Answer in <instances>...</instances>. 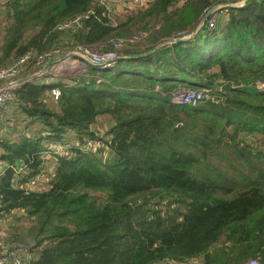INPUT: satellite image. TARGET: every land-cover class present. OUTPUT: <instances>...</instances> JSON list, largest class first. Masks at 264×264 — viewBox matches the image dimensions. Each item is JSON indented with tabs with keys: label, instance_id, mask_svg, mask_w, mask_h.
<instances>
[{
	"label": "trees",
	"instance_id": "16d2710c",
	"mask_svg": "<svg viewBox=\"0 0 264 264\" xmlns=\"http://www.w3.org/2000/svg\"><path fill=\"white\" fill-rule=\"evenodd\" d=\"M101 1L8 0L0 69L56 49L125 57L115 69L88 63L70 80L13 91L9 106L42 129L20 142L0 137V217L24 211L31 264H264V150L252 143L264 140V0L166 45L191 35L219 0H150L116 22ZM179 86L211 96L179 105ZM101 115L113 122L108 140L93 129ZM70 132L75 144L56 152L51 141ZM90 139L112 156L91 154ZM48 152L57 163L50 187L28 188Z\"/></svg>",
	"mask_w": 264,
	"mask_h": 264
},
{
	"label": "rangeland",
	"instance_id": "374dc122",
	"mask_svg": "<svg viewBox=\"0 0 264 264\" xmlns=\"http://www.w3.org/2000/svg\"><path fill=\"white\" fill-rule=\"evenodd\" d=\"M147 1L148 0H145V2H143V0H104V3L106 5V7L109 8L110 17H112V20L116 22L120 19L126 18V16L128 14L132 13L134 10L138 11V10L147 8V6H148V5H146ZM185 1H187V0H178V3L181 6ZM249 1H251V0H230V1H228V3L231 4L229 6V8H231L232 5H235V3H243V4H240L242 6H240L239 9L244 8L245 5ZM7 3H8V0H3L0 3V41H1V38L3 37V35L6 33V29H7L6 28L7 27L6 26L7 10H8L7 9ZM142 4H143V6H142ZM223 16H224L223 19H226L228 17V12L224 13ZM223 24H224V22H223ZM86 50H87L86 48H80V49H78L79 52L78 51L77 52H65L62 54V55H65L64 58L63 57L58 58L59 60L66 59V61L62 62V65H65V67H64L65 68V71H64L65 76H59V75L53 76L55 74V68L54 67L52 68V66L48 69L47 72H44L43 69L38 70L35 73L33 70H30L28 72V76L35 74L36 77L31 79V81L40 80V81L46 82L45 84H47V83L51 84L58 79L62 80V78L63 79L69 78V80H70L71 76L76 77V76L81 75L82 73L85 72V70H86L85 68L89 62H87V60H85L84 58H81L79 55L84 53ZM89 51L92 54L100 55V54H98L97 51H94V52L92 50H89ZM74 53H79V54H75V56H74L73 55ZM77 56H79V58H76ZM122 58L123 57H120V59H122ZM120 59H118V61ZM118 61H117L115 66L104 67V69L100 65H95V66H97L101 70L115 69V67L118 64ZM60 70L61 69H59L58 71H60ZM42 71L44 73H42ZM24 75H21L17 80L25 77ZM93 76H95L93 78H96L97 82H100V81L105 79L102 76L101 77L97 76V75H93ZM54 78H57V79H54ZM258 85H259L258 89L260 91L264 89V87H262V86H264L263 83H259ZM57 88H59V87H57ZM185 88H190V87L179 86L172 92H177V91H179L181 89H185ZM59 89L61 90V87ZM196 89H201V88H196ZM52 95H53V91H52ZM53 97L55 98L54 95H53ZM10 99H12V97ZM14 107H15V105L13 104V102H12L11 106H9V104H7L5 106V109L3 110V113H4L3 116H0V137H6L7 139H9L11 141L20 142L22 140V137L25 134H29L31 137H35L36 135H38L37 133L40 132V130L42 129L41 124L36 122V123H32V124L28 125L27 122L30 120L28 118H24L22 112L19 115L17 113L14 117L15 118L23 117V120L20 121V122H22L23 126L21 125V123H18L16 120H14L13 123L8 122V120L10 119L9 117H11L10 113L14 109ZM17 125L19 127H17ZM112 125H113V122L111 121L109 116L101 115L97 118L96 123L93 125V129L97 133H99L100 137L103 140H108L111 138L108 135H109V130H110ZM25 126H28L27 131L25 129ZM70 133L71 134L68 137H65L64 140H61V139L60 140H52L51 141L52 144L50 146L53 147L54 149H56V152L62 153L64 151V149H66L67 146H70L71 144H75V142H76V137L72 135V132H70ZM246 135H248V134H246ZM246 135H244V136H246ZM252 135H255V134H250L249 136H252ZM88 141L89 142L84 143V146H85V149L90 148L91 154L93 153L92 150H95L96 152H98L101 155V158H103L104 160H107L109 156H112V153L110 151H108V152L103 151L102 141L96 140V139H90ZM44 143H47V142L45 141ZM61 143H66L65 144L66 146L61 145ZM252 143L255 145H258L259 149L264 150V140L262 139L261 136L256 135V138L252 141ZM87 147H89V148H87ZM1 153H2V148L0 147V154ZM44 157L46 159V162L44 164L43 173L40 176L34 178L27 185L28 188L44 191L50 187V185H51L50 183H51V181L55 175V168H56L57 163H56V159L52 153H49V152L45 153ZM4 168H5V164L3 162H0V171L2 169L4 170ZM25 169H23L21 172L22 173L25 172ZM27 225H28V223H27L24 211H15V212L11 213L10 215H8L4 218L0 217V238H1V240H3V242L5 243V245L7 246L8 249H12L19 244L30 245L28 241H21L20 240L21 239L20 234L25 232ZM30 247H31V245H30ZM201 262H202V259L198 258V259H195L194 261L187 262V264H201Z\"/></svg>",
	"mask_w": 264,
	"mask_h": 264
},
{
	"label": "built area",
	"instance_id": "2783aa9c",
	"mask_svg": "<svg viewBox=\"0 0 264 264\" xmlns=\"http://www.w3.org/2000/svg\"><path fill=\"white\" fill-rule=\"evenodd\" d=\"M2 1L3 0H0V3ZM149 1L150 0L146 2V5H148ZM228 1L230 0H219L216 4L205 8L203 12V16L204 15L208 16L205 23V25L208 26V29L210 30L215 29L219 21L223 19L224 17L223 14L228 12V8L231 5L228 3ZM143 2H145V0H143ZM101 3L105 4L104 0H102ZM240 4L243 3H235L237 8H239V6H242ZM80 20L81 17H78L75 21L67 22L65 24L60 25L59 28L60 29L73 28L77 25H80ZM189 36L190 35L188 34H183L182 37L184 39H187ZM116 46H120V43L116 44ZM86 49L87 50L79 56L84 59L85 57L88 58L87 62L94 65H100L102 66L103 69L104 67L115 66L118 59H120L121 57L116 52H102V53L98 52V54L100 55H96V54H92L89 51L90 50L89 48ZM75 54H79V53H74L73 55L75 56ZM54 56L60 57V51L58 49L52 52H47L39 56L37 59H34V55L32 53H28L23 57L17 59L13 64L0 69V116L3 115V110L5 109V106L8 104L10 98L12 97L13 91L17 87H19V85L14 84L16 80L21 75L28 74L30 70H33L34 73L38 71L37 70L38 67H42L39 69L42 70L45 64L48 62V60ZM79 56H77L76 58H79ZM64 61H66V59L60 60L59 63H55L52 65V68L53 67L55 68V74L53 76L62 74L65 71V68L58 71L59 70L58 67ZM61 92L62 91L59 88H55L53 90V95L55 96V98H58L61 95ZM210 96H211L210 90L185 88L177 92H173L172 101L179 105H186V104L198 105L200 102L205 101ZM25 168H26V164L20 163L18 167V172L20 173ZM31 257L32 255L30 252L29 245L19 244L12 249H8L5 243L3 242V240H1L0 238V264H31ZM251 264H258V262L252 261Z\"/></svg>",
	"mask_w": 264,
	"mask_h": 264
},
{
	"label": "water",
	"instance_id": "95a60500",
	"mask_svg": "<svg viewBox=\"0 0 264 264\" xmlns=\"http://www.w3.org/2000/svg\"><path fill=\"white\" fill-rule=\"evenodd\" d=\"M245 3H246V2H245ZM231 8H237V7H236L235 5H232ZM207 17H208L207 15H204V16L202 17V19H201V21H200L198 27L194 30V32H193V33H192L187 39L192 38V37H193L198 31H200V29H201L202 27H204V25H205V23H206V19H207ZM187 39L176 38V39L168 40V41L164 42L162 45H166V44H170V43H175V42H180V41H185V40H187ZM160 46H161V45H160ZM154 50H155V49H154ZM152 52H153V51H152ZM149 53H151V52H148V53H146V54H149ZM64 56H65V55H62L61 57L64 58ZM139 56H140V55H132V57H139ZM122 57L124 58L125 56H122ZM63 58H62V59H63ZM85 59L88 61V58L85 57ZM59 61H60V60H59L58 58L49 61V62L43 67V71H44V72H47L48 69H49L53 64H55V63H59ZM43 71H42V73H44ZM34 77H36L35 74H33V75H31V76L23 77V78L17 80L14 84L21 86V85H23V84H25V83H27V82H30L31 79H33Z\"/></svg>",
	"mask_w": 264,
	"mask_h": 264
},
{
	"label": "crops",
	"instance_id": "0c3cea01",
	"mask_svg": "<svg viewBox=\"0 0 264 264\" xmlns=\"http://www.w3.org/2000/svg\"><path fill=\"white\" fill-rule=\"evenodd\" d=\"M61 66V65H60ZM59 68V67H58ZM64 68V67H63ZM26 76H28V74L26 75ZM25 76V77H26ZM22 111L20 110V109H17V108H15L14 107V109L11 111V117H9L10 119L8 120V122L9 123H13L14 122V120H16L18 123H21V125H22V122H20L21 120H23V117H19V118H15L14 116L18 113V115L21 113ZM23 114V113H22ZM23 116H24V118H27V116L25 115V114H23ZM28 123L30 124L31 123V121H28ZM23 126V125H22ZM17 127H19L18 125H17ZM25 129H26V131H27V129L28 128H26L25 127Z\"/></svg>",
	"mask_w": 264,
	"mask_h": 264
},
{
	"label": "bare ground",
	"instance_id": "6f19581e",
	"mask_svg": "<svg viewBox=\"0 0 264 264\" xmlns=\"http://www.w3.org/2000/svg\"><path fill=\"white\" fill-rule=\"evenodd\" d=\"M239 7H240V6H239ZM63 67H65V65H62V64H61V66H59V69H62Z\"/></svg>",
	"mask_w": 264,
	"mask_h": 264
}]
</instances>
